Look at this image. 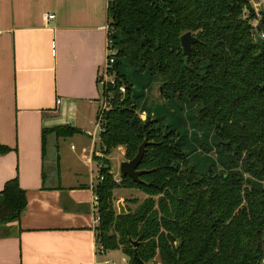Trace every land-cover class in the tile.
I'll return each mask as SVG.
<instances>
[{
  "label": "trees",
  "instance_id": "16d2710c",
  "mask_svg": "<svg viewBox=\"0 0 264 264\" xmlns=\"http://www.w3.org/2000/svg\"><path fill=\"white\" fill-rule=\"evenodd\" d=\"M248 0H107V26L125 37L114 55L132 56L136 68L159 77L161 97L169 93L197 107L198 119L212 125L240 169L199 175L189 167L177 133L140 120L120 81L106 86L110 106L101 112V157L93 156L98 175L96 242L101 252L119 250L128 264H264V16L258 38L249 24L255 17ZM247 10L244 15L243 10ZM197 40L183 56L179 37ZM109 70V73L111 72ZM116 75V71L114 72ZM119 76V75H118ZM44 131V130H43ZM67 126L51 128L55 136L73 135ZM146 140L134 182L110 172L109 153L118 146L132 158ZM9 148L0 146V154ZM246 167H252L251 170ZM255 171V172H254ZM251 172L260 180L244 177ZM256 178V177H255ZM0 190V226L19 221L26 207L17 177ZM137 189L143 198L127 199L124 213L114 209L113 190ZM133 206V207H130Z\"/></svg>",
  "mask_w": 264,
  "mask_h": 264
},
{
  "label": "crops",
  "instance_id": "0c3cea01",
  "mask_svg": "<svg viewBox=\"0 0 264 264\" xmlns=\"http://www.w3.org/2000/svg\"><path fill=\"white\" fill-rule=\"evenodd\" d=\"M106 1L0 0V146L9 148L0 154V190L16 176L27 203L19 221L0 226V264H107L91 201ZM57 126L76 131L47 132Z\"/></svg>",
  "mask_w": 264,
  "mask_h": 264
},
{
  "label": "rangeland",
  "instance_id": "374dc122",
  "mask_svg": "<svg viewBox=\"0 0 264 264\" xmlns=\"http://www.w3.org/2000/svg\"><path fill=\"white\" fill-rule=\"evenodd\" d=\"M248 1L254 11L256 20L260 19L262 15L264 16V0ZM243 12L245 15L247 14L246 9H244ZM256 16H259V18ZM257 22L259 24V20ZM107 30L108 46L111 48L112 52L116 53L118 50L125 47V43H121L125 40L124 36L120 37V35H118L113 29L109 31V27ZM133 54L138 55V52L135 50ZM133 54L128 53L122 57H118V65L115 68L117 75L114 73L115 71L113 72L110 70L111 72H107V78L105 80V77L100 72L101 75L99 74L97 79L99 81L98 107H102L103 110L108 109L110 106L109 102L112 92L107 91L104 94V90H106V86L114 83L115 78L120 77L117 78V80L120 81V85L118 87H122L123 91H119L118 89V92L121 97H124L125 85L128 82L130 83L128 96L131 98V102L135 108V115H137L141 121L145 119L154 121V127L161 131H164L167 128L175 131L177 133L176 140L179 147L185 153L188 166L196 170L199 175H205L212 170L220 171L234 168L240 169L242 167V163L233 159L228 146L222 143L215 135L212 130V125L198 119L197 107L195 104L190 103L186 97H178L172 93H169L167 98L161 97L159 94L161 82L159 77L156 78L154 76H150L146 70L136 68L135 63L132 61ZM104 82L107 84H104ZM118 150L119 149L117 148H113L110 153V162L115 166L113 171L119 167ZM121 160H125L124 157H122ZM246 168L251 169L252 167ZM251 170H256V172L258 171V169ZM95 174L96 172L94 171L93 178ZM244 177L257 181L260 180L257 174L255 175V178L251 175V172L244 174ZM94 179L97 182V177ZM262 180L263 182L261 184L264 187V174L260 182ZM127 189L115 188L113 190L115 199L123 195L121 192H127ZM133 193L135 194L127 193L124 197L131 199L136 198V196H141V192L137 189H135V192ZM127 199H123L121 197L123 202L121 204L128 206L129 203L127 205L126 202H124L127 201ZM117 203L118 201L113 203L116 211H118ZM98 252L99 255L102 254L99 246ZM123 256L124 255L119 250H112L104 257V259L107 261V264H123ZM154 261H156V264H159L157 258H155ZM124 264H128V261L126 260Z\"/></svg>",
  "mask_w": 264,
  "mask_h": 264
},
{
  "label": "water",
  "instance_id": "95a60500",
  "mask_svg": "<svg viewBox=\"0 0 264 264\" xmlns=\"http://www.w3.org/2000/svg\"><path fill=\"white\" fill-rule=\"evenodd\" d=\"M196 38L190 33L185 32L179 37V45H181L183 56H187L190 52L191 43L196 42ZM159 94H161V88L159 87ZM146 140H143L138 146L135 155L126 160H121L118 163V172L122 176L130 177L134 182H139V176L144 174L145 171L138 170V164L142 159L143 153L145 151ZM118 213H124V207L121 202L117 203ZM134 260L137 264H142V262L134 255Z\"/></svg>",
  "mask_w": 264,
  "mask_h": 264
},
{
  "label": "built area",
  "instance_id": "2783aa9c",
  "mask_svg": "<svg viewBox=\"0 0 264 264\" xmlns=\"http://www.w3.org/2000/svg\"><path fill=\"white\" fill-rule=\"evenodd\" d=\"M245 15V14H244ZM53 14H44L43 15V20L44 21H47L48 19H51L53 18ZM259 18V16H256ZM253 20V22H252ZM259 20V19H258ZM258 20H256V18L254 17L253 19H250L249 21V24L250 26L252 27V31L253 33L255 34V36H257L258 38H261L263 36V33L261 31H259V33L257 32V24H258ZM263 22H264V19H263ZM108 29V26L106 25V30ZM109 31H110V28H109ZM107 33H108V30H107ZM105 47H106V55H105V61H104V65L102 67V69L100 70L101 74L105 77V80L107 78V72H109V70L112 68L113 66V62H114V55H115V52H112L111 48L108 46V34H107V39H106V44H105ZM100 72L98 73V76L100 74ZM100 74V75H101ZM98 79V77H97ZM96 79V81L98 82V86H99V81ZM111 81V80H110ZM106 82H104L105 84ZM107 84V83H106ZM119 91H123V88L122 87H118ZM59 100H57L58 102ZM104 111L102 109V107H98L97 106V109H96V119H95V129L96 131H99L100 129V119H101V112ZM88 136H92L93 134L92 133H88ZM99 134V133H98ZM101 153H100V157H101ZM116 181L119 180V176L117 178H114ZM91 201H92V207L94 208L95 210V213H96V210H97V200H96V195L93 194V197L91 198ZM97 220L98 218L96 217L95 215V221L97 223ZM258 264H263V259H260Z\"/></svg>",
  "mask_w": 264,
  "mask_h": 264
}]
</instances>
